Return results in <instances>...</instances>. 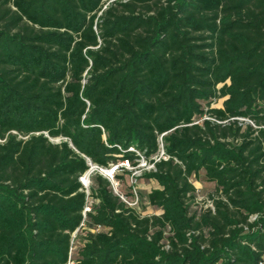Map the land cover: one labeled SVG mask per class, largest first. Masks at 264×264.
Here are the masks:
<instances>
[{
	"label": "trees",
	"instance_id": "obj_1",
	"mask_svg": "<svg viewBox=\"0 0 264 264\" xmlns=\"http://www.w3.org/2000/svg\"><path fill=\"white\" fill-rule=\"evenodd\" d=\"M140 160L159 216L79 181ZM82 223L76 264L262 261L264 0H0V264H66Z\"/></svg>",
	"mask_w": 264,
	"mask_h": 264
},
{
	"label": "rangeland",
	"instance_id": "obj_2",
	"mask_svg": "<svg viewBox=\"0 0 264 264\" xmlns=\"http://www.w3.org/2000/svg\"><path fill=\"white\" fill-rule=\"evenodd\" d=\"M223 100H218L216 102H213L211 107L214 108H220L221 103ZM53 143H59L60 139H53L51 140ZM145 162L140 160L139 166L140 167H131L130 168L134 171H138L141 169ZM121 162L117 163V165H120ZM115 165V166H117ZM115 166H111L109 168L113 169ZM149 166V164H147ZM105 169H97L94 166H91L89 170L79 178L80 183L85 189V192L87 195L90 194V177L93 174V172H98L104 177L103 171ZM118 174H121V171L119 169L115 170L114 176ZM190 181L192 182L195 191L193 193V198L188 202V208H189V214L196 213L197 215L202 213L203 211L207 209L213 210V201L222 198L221 195L216 191V187L213 183H210L206 180L204 173L201 171L196 176H192L190 178ZM136 191H137V198H138V205L135 207V210L140 216L142 217H151V216H159L161 214L160 210L154 209L148 205L147 202V194L154 188H157V184L153 181H147L139 179L137 181ZM119 190L123 194H126V196H130L131 187L129 178L124 176L123 179H121L119 184ZM128 200L130 198L128 197ZM89 202H92V199L89 198ZM254 217H252L250 220H252ZM168 235V230H165L164 236ZM80 241V240H79Z\"/></svg>",
	"mask_w": 264,
	"mask_h": 264
},
{
	"label": "built area",
	"instance_id": "obj_3",
	"mask_svg": "<svg viewBox=\"0 0 264 264\" xmlns=\"http://www.w3.org/2000/svg\"><path fill=\"white\" fill-rule=\"evenodd\" d=\"M158 158L165 159L162 151L159 153ZM158 158H155V160H158ZM137 167H140V166L138 165ZM142 168L145 170H150L153 168V166L152 165L147 166V164L144 163L143 166L141 167V169ZM117 169H119L120 171L126 170V171L130 172L129 182H130L131 193H132V198H130V200H128L118 189L119 183L114 178V172ZM141 169H139L138 171H134L130 168L129 163L127 161H124V162H121L120 165L115 166L113 169H110V170L105 169L103 171L104 177L110 182L111 188H112L113 192L115 193V195H117L122 202H124L127 206H129L131 208H135L138 205V198H137V191H136V183H137L136 179L141 175ZM92 203H93V201L90 203L89 199H87V203L85 204V207L83 210L84 218H85V214L90 212ZM85 231L98 232L99 228H97L95 230L87 229L86 226L82 223L80 229L76 230L75 232H73L71 234L70 248L68 251L66 264H76V262H75L76 252H77L78 248L81 247V245H82V242L77 239V236L78 235H84ZM258 264H264V258Z\"/></svg>",
	"mask_w": 264,
	"mask_h": 264
},
{
	"label": "water",
	"instance_id": "obj_4",
	"mask_svg": "<svg viewBox=\"0 0 264 264\" xmlns=\"http://www.w3.org/2000/svg\"><path fill=\"white\" fill-rule=\"evenodd\" d=\"M92 166V165H91Z\"/></svg>",
	"mask_w": 264,
	"mask_h": 264
}]
</instances>
